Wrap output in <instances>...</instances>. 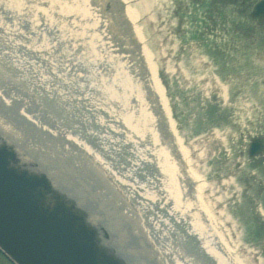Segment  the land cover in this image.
Returning a JSON list of instances; mask_svg holds the SVG:
<instances>
[{
	"label": "rangeland",
	"instance_id": "1",
	"mask_svg": "<svg viewBox=\"0 0 264 264\" xmlns=\"http://www.w3.org/2000/svg\"><path fill=\"white\" fill-rule=\"evenodd\" d=\"M37 1L14 0L18 8L7 6L5 10L9 14L15 10L18 20L1 9L10 0H0V26L7 33L4 36L0 32V56L4 55L5 62L0 69L2 86H16L22 100L51 112L47 116L56 117L61 124L73 125V132L97 130L106 137L110 131L105 126L103 131L99 127L92 130L78 123V114L91 116V103L105 108L100 106L103 86L112 96L140 97L147 111L151 100L142 81L144 76L139 74L152 73L156 64L159 97L163 95L167 106L163 98H157V103L164 111L169 109L176 132L193 160L191 170L208 183H217L215 187L220 186L219 192L214 187L211 194H205L208 210L224 227L230 244L238 246L235 254L245 264H264V214L242 210L245 205L240 206V201L247 196V182L237 184L252 171L249 143L264 136V16L252 17L261 0H129L131 5H141L136 22L124 18L127 6H117L116 0H41L43 5H37ZM132 37L133 42H139L137 47ZM132 49H141L139 54L143 55L145 51L149 63L142 65L135 60L132 51L128 52ZM12 66L17 69L12 70ZM76 79L83 86L78 96L74 94L78 100H73L75 96L58 97L60 92H72ZM67 84L71 89L66 90ZM44 91L49 97H44ZM110 102L113 111L126 113L124 102ZM140 129L135 125L138 135ZM81 141L94 152L98 149L90 141ZM123 157L118 159L119 166L135 163L132 157ZM233 207L258 224L248 231L259 248L242 241L246 232L241 234V228L233 226ZM196 245L192 241L189 244ZM193 249L201 252L199 247ZM262 252L263 257L259 254ZM0 264H10L2 254Z\"/></svg>",
	"mask_w": 264,
	"mask_h": 264
},
{
	"label": "bare ground",
	"instance_id": "2",
	"mask_svg": "<svg viewBox=\"0 0 264 264\" xmlns=\"http://www.w3.org/2000/svg\"><path fill=\"white\" fill-rule=\"evenodd\" d=\"M116 1L114 3L117 6H127L124 18L132 22L139 19L140 4L131 5L129 0ZM38 4L43 5L41 0L37 1ZM15 5L14 0H10L1 9L5 15H13L20 20L15 10H11L10 14L5 10L7 6L13 9L18 8ZM64 8L66 9V7ZM17 18L12 19L17 20ZM105 27L106 25L103 23V28ZM139 28L141 29V27ZM139 28H137V33L142 36V29ZM1 29L0 26V32L5 36L7 33ZM133 39L132 37V42ZM133 43L136 44V47L139 44V42ZM113 47L112 45L111 48ZM22 48L25 49V47ZM26 49L29 50V47H26ZM140 50L137 52L132 49L128 52L132 51L135 60L143 65L142 62H148V59H145V55L148 54L145 51L144 55L139 54ZM112 51L115 52L116 50L112 49ZM30 53L27 54L30 55ZM36 54L34 53V55ZM3 56H0L1 70L3 64H5ZM156 68L157 66L154 64L152 73L139 74L144 76L142 81L144 85L146 84V91L151 100L146 105V107L148 106L147 111L143 108L142 102L139 101L140 97L135 99V96H133L123 99V97L116 96V94L112 96L106 86H103L101 90L104 88L105 90L102 94L103 101H100L102 103H100V106H105L106 110L105 108H96L94 103H91L88 106L91 107L89 110L91 116L78 114V123L84 126L88 125L89 127H86H92V130L99 127L98 130L103 131V126H105V129L110 131L106 137H103L102 133H98L97 130L81 134L73 132V125L61 124L56 117L49 118L47 113L51 114V112L39 109L36 103L22 100L19 94L21 91L16 86H12V88L10 86L3 87L0 82V112H6L9 117L13 118L11 112L15 111L14 109H17V107H22L19 109L21 120L32 126L36 131L43 132L46 144L49 143V148L40 149L38 153L34 152L33 148H39V145H41L32 136L34 133H27L26 137L28 139L20 137L19 133L15 132V129L13 130L12 126L1 117L0 132L15 138L14 143L22 151L34 154L40 161L46 156L49 170L56 180L65 179L66 181L64 176H68L69 181L67 183L63 182L67 184L71 194L74 192L73 189L71 190L74 182L80 179L82 175L88 176L84 174L86 169L91 172L93 177H90L89 182L84 184L90 183L92 186L94 181L91 179L95 180L97 183L94 184L95 187L96 185L100 186L98 199L101 201V205L105 206L107 211L121 210L120 214L124 218V226L138 240L140 250L144 249L148 252L154 264H206L208 257L214 259L217 264H245L246 261L235 254L238 246H233L226 239L224 227L216 223L217 221L208 210V203L205 204V194H211V189H214L217 183H208L195 170H191L193 160L189 155V150L184 147L178 132H176L169 109L167 108L164 111V107L157 103V98L158 101L163 98V103L167 104L163 95L159 97L160 86ZM15 69L17 67L12 66V70ZM70 70L73 71V66L70 67ZM142 71H144L143 68ZM71 72L66 70L65 74L73 80ZM135 73L137 72L135 71ZM22 80L24 81V79ZM78 81L80 80L76 79L74 81L72 92H60L58 97L65 98L67 95L70 99L75 96L73 100L77 101V92L83 87ZM25 83L29 86L27 81ZM65 86L67 87H65L66 90L71 89L69 84ZM30 87L32 88V86ZM90 90L92 89H88L89 92ZM75 92L76 95H74ZM47 93L44 91L42 94H44V97H49ZM112 99L124 102L123 104L126 105L125 114L113 111L110 104ZM91 100L93 99L91 98ZM130 103H135V105ZM32 108H35L36 111H31ZM139 109L140 111H138ZM136 110L137 112H135ZM130 111H133L134 115H129ZM51 118H55V120ZM33 121L37 124L35 125ZM135 125L141 127V135L135 132ZM168 129H170V133H167ZM17 130L23 129L19 128ZM81 140L90 141L98 149L94 152L93 149L87 147L86 142ZM55 152L54 157L49 155ZM123 153L129 158L136 157L139 161L132 165L119 166L118 159L119 157L124 158ZM200 156L202 158L203 152ZM112 169H115L116 173L112 172ZM151 171L153 172L151 173ZM229 182L231 183L232 179ZM218 190H220L219 185L215 187V192H219ZM74 194L76 193L74 192ZM105 214L108 217L113 216L111 212L105 211ZM100 222L102 224L103 220ZM227 235L229 237V233ZM192 239L198 242L197 245L200 247L201 252L189 246V241ZM154 242L159 246L157 247ZM258 246L254 245L253 247L259 248ZM195 248L198 249V247ZM259 254L263 257V253Z\"/></svg>",
	"mask_w": 264,
	"mask_h": 264
},
{
	"label": "water",
	"instance_id": "3",
	"mask_svg": "<svg viewBox=\"0 0 264 264\" xmlns=\"http://www.w3.org/2000/svg\"><path fill=\"white\" fill-rule=\"evenodd\" d=\"M263 14L264 0L255 7L253 16ZM19 109L11 112L13 118L3 111L0 117L20 137L28 139L26 134L34 133L32 136L41 144L33 148L34 152L49 148L43 132L21 120ZM19 128L23 130H17ZM2 133L0 251L9 260L14 264H154L124 226L121 210L107 211L101 205L100 186L96 185V190L95 180L91 179L92 186L84 184L92 177L91 172L86 169L84 174L88 176L82 175L74 182L70 188L76 194H71L63 182L65 179L56 180L49 170L46 156L40 161L34 154L22 151L14 143L15 138ZM260 150L259 142L251 144L250 156ZM55 154L49 155L54 157ZM64 177L67 183L68 176ZM105 211L113 216L108 217ZM132 239L137 242L136 246Z\"/></svg>",
	"mask_w": 264,
	"mask_h": 264
},
{
	"label": "flooded vegetation",
	"instance_id": "4",
	"mask_svg": "<svg viewBox=\"0 0 264 264\" xmlns=\"http://www.w3.org/2000/svg\"><path fill=\"white\" fill-rule=\"evenodd\" d=\"M256 141H260L262 144V147H261V152L249 160V169L252 170L251 174L241 177L240 180H237V184H239L240 182H244V181L247 182V186H246L247 196H245L246 197L245 199L242 198L245 201H240V206L245 205L244 207H242V210L247 211L249 214H252V215L253 214H264V136L261 138L253 139L250 142V144ZM152 172L153 171H151V173ZM238 207H233L232 212L230 213L232 219L235 220V223L233 221L234 223L233 226L240 227L241 234L244 231L246 232V233H243V239H242V241L246 245L252 246V247L254 245H258L252 241L251 236H250L251 233H249L248 231L250 230L251 232V229H254L255 225H258V224L253 221H250L249 218L246 219L243 216V214L240 213L241 209H239ZM262 225L264 226V223H262ZM193 240L194 239L190 240L189 242L192 241L193 244L195 245L198 244L197 241H193ZM193 247H199V246L196 245ZM207 262L210 264H214V261L213 259H211V257H208Z\"/></svg>",
	"mask_w": 264,
	"mask_h": 264
}]
</instances>
